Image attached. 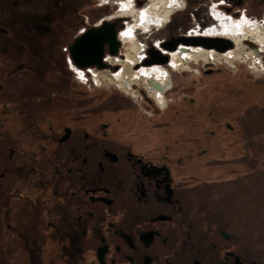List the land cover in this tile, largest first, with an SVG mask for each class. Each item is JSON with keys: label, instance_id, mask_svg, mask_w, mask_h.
<instances>
[{"label": "flooded vegetation", "instance_id": "1", "mask_svg": "<svg viewBox=\"0 0 264 264\" xmlns=\"http://www.w3.org/2000/svg\"><path fill=\"white\" fill-rule=\"evenodd\" d=\"M192 3L124 0L90 24L88 0H0V264H264V0ZM211 8L226 17L195 35L262 67H185L216 52L189 46L145 67L133 27L115 88L72 60L106 21L160 26L168 9L193 16L184 32ZM105 52L95 70L113 76Z\"/></svg>", "mask_w": 264, "mask_h": 264}, {"label": "water", "instance_id": "2", "mask_svg": "<svg viewBox=\"0 0 264 264\" xmlns=\"http://www.w3.org/2000/svg\"><path fill=\"white\" fill-rule=\"evenodd\" d=\"M123 19H116L115 22H104L99 28H92L79 37L71 46V56L74 63L81 68H96L105 70L109 66L105 60V48L111 56H118L121 43L118 40L117 25ZM124 29V25H121ZM180 44L186 46L203 47L223 53L233 47V44L225 39L206 38L199 36L172 38L162 44V48L167 52L176 50ZM169 62V57L163 55L155 48L148 50V58L144 60V66L165 65Z\"/></svg>", "mask_w": 264, "mask_h": 264}, {"label": "rangeland", "instance_id": "3", "mask_svg": "<svg viewBox=\"0 0 264 264\" xmlns=\"http://www.w3.org/2000/svg\"><path fill=\"white\" fill-rule=\"evenodd\" d=\"M120 1H123V0H88V2H89V4H88V6H87V13H88V15H89V17H88V22L90 23V24H99L103 19H108V18H111L112 16H114L115 15V18L118 16V14H120V13H122V11L123 10H121V8H123V7H120L119 6V2ZM193 1V3L191 4V6L193 5H195V1L196 0H192ZM98 2H101V4L103 5V7L101 8H99L96 4H98ZM124 2V1H123ZM147 4V3H146ZM114 6H115V8L116 9H114ZM145 7V6H144ZM144 7H142L141 8V10L142 9H144ZM125 12V11H124ZM139 12V11H138ZM179 11H177L176 13H173L171 16H170V18H171V23L170 24H168V26L167 25H165L163 28H162V30L160 29L159 31H156V34H155V36H154V39H153V41H163V42H165V41H169L170 39H172V38H179V37H181L182 35H186V34H188L187 32L189 31V30H192V29H195L196 30V28L199 26L200 28L201 27H208V25H210V23H212V22H214L215 23V20L213 19V17H212V15H210V14H208L207 16L205 15V11H202V13H203V18H204V22H202L201 20H200V22L199 21H195L194 23H195V26H190V28L187 30V31H182V29H183V27L185 26V21L186 20H188V19H192V21H193V16H191V15H189V13L188 12H184V13H182L181 14V12H179ZM201 12V11H200ZM210 12H211V9H210ZM126 13H127V11H126ZM140 13V12H139ZM205 15V16H204ZM225 16V15H224ZM186 17V18H185ZM226 17V16H225ZM200 18L202 19V17L200 16ZM205 18H206V20H205ZM184 19V20H183ZM131 20H133V19H129V20H124L123 21V23L126 25V23L128 22V23H130V24H128V28H130V27H132V26H136V21H137V17L133 20V23L131 24ZM192 21H190V22H192ZM115 22V21H114ZM189 21H187L186 23H188ZM199 22V23H198ZM113 23V22H112ZM124 25V26H125ZM198 25V26H197ZM167 26V27H166ZM126 28V27H125ZM124 28V29H125ZM124 29H122V31H121V33L123 32V30ZM185 29V28H184ZM153 31V33H154V30H152ZM143 31L142 30H140L139 31V34H142L143 35ZM145 37V36H144ZM140 41L142 42L143 40H142V38L140 39ZM154 42V43H155ZM146 43V42H145ZM154 43H152V46H153V44ZM128 44L129 45H125V46H123V45H121V48H120V53H119V56H120V58L122 59V60H125V58L123 57V56H125V54H126V52H128V49L126 50V48H127V46H129V47H133L134 45H136L134 42L132 43L131 42V44L128 42ZM143 45V44H142ZM249 47V46H248ZM250 48V47H249ZM128 53H130V52H128ZM248 53H250V50H247L246 51V53H245V55L243 56V58H241V59H237V60H233V61H231V62H227V61H221L222 63H213V64H211V63H208V62H206V60H208V58L207 57H204L203 58V60H199V62H192V63H190V62H188V61H183L182 62V65H184L185 67H189V66H191V65H195V64H197V65H199L198 67H202V68H204V67H209V66H213V67H221V66H226V67H229V66H236L237 68L238 67H243V68H245V69H247V67L246 66H248L249 68H253V69H255V61L256 60H259V58H260V56H257V54L255 55H253L252 57H250V55L248 54ZM120 54H123V56L122 55H120ZM131 56V54H129V57ZM225 58H229V56H224ZM231 60H232V58H230ZM222 60H224V59H222ZM105 61V60H104ZM130 64L128 63V65H127V67L129 66ZM122 68H124L123 66L121 67V68H119V70H117V73L118 72H120L121 70H122ZM92 69H94V68H92ZM96 69V68H95ZM129 68H127V69H125V71H124V74L125 73H129V72H131V71H127ZM257 69H258V66H257ZM232 70V69H231ZM113 71V70H112ZM252 72V71H251ZM112 73H116V72H112ZM182 73V72H181ZM253 73V72H252ZM127 74H125V76L127 75ZM111 75H113V74H111ZM120 75H121V73H120ZM254 75H256V74H254ZM98 77H102L106 82H104V81H101L100 79H99V81H100V83H102L103 84V86L105 85V86H107V87H110V88H115V86L113 85V84H111L112 82L113 83H117L116 81H115V77H113V76H109L108 74H106V73H99L98 75H97ZM176 76H180L179 74H176V73H173V78L174 77H176ZM119 79V78H118ZM181 79V78H180ZM125 81L126 82H128L129 81V79L127 80V79H125ZM138 81V80H137ZM180 81H182V80H180ZM140 82V81H139ZM119 83V82H118ZM120 84V83H119ZM144 87H145V85H144ZM263 198H264V195H263Z\"/></svg>", "mask_w": 264, "mask_h": 264}, {"label": "bare ground", "instance_id": "4", "mask_svg": "<svg viewBox=\"0 0 264 264\" xmlns=\"http://www.w3.org/2000/svg\"><path fill=\"white\" fill-rule=\"evenodd\" d=\"M124 1V0H123ZM123 1H121V2H123ZM132 2H133V0H132ZM182 6H184V3L182 4ZM183 9V7L182 8H180L179 9V11L180 10H182ZM212 9H214V8H212ZM136 11H138L137 9H135ZM215 11H213L212 13H211V15L212 16H214V15H219L220 17H224L223 15H222V13L221 12H219L218 10L216 11V9H214ZM139 11H141V10H139ZM165 15H167L169 18H168V22H169V19H170V16L172 15L171 14V12H170V10H168V9H166L165 10ZM126 20H128V19H133V17H128V16H126V17H124ZM214 19V18H213ZM134 20V19H133ZM133 20H131V24L133 23ZM230 22H233V21H236V20H232V19H230L229 20ZM107 22V21H106ZM167 22V23H168ZM152 23V22H151ZM167 23H165L164 25H160V26H155L154 24H150V25H148V26H146L147 25V23H145V22H143V23H141L143 26H146V28H143V27H140V26H132L133 28H134V30H133V32H132V36L136 39V40H138V45H139V47H140V54L138 55V57L140 58L139 59V65L140 64H142V62H144V60H146V59H144V60H142L143 59V48H142V46H141V41H140V39L142 38L143 40H145V37H144V33H146L145 35L147 36L148 35V32L149 31H152V30H154L155 32L156 31H159L158 30V28H160V27H164L165 25H167ZM263 26H264V24H262ZM125 29L123 30V32L120 34V35H118V40H119V42L121 43V45H123V46H125V45H128V41H126L125 40V31L128 29V22L126 23V25H125ZM161 28V29H162ZM203 29L204 28H198V30H195V29H193L188 35H191V36H198V35H195V31H197V33H202V31H203ZM140 30H142L144 33H143V35L142 34H139V31ZM119 34V33H118ZM128 37V36H127ZM126 37V38H127ZM200 37H202V36H200ZM206 38H212V37H206ZM217 38H219V37H217ZM220 39H225V38H220ZM135 40V41H136ZM225 40H228V41H230L232 44H233V42L231 41V40H229V39H225ZM158 42H160V49L162 48V43H163V41H157V44H159ZM237 42L239 43L240 41H239V39H237ZM180 45H184V44H180ZM179 45V47L176 49V50H178L179 49V51H182V50H186L187 49V47H186V45H184V46H180ZM189 47H194V46H189ZM199 48H203V47H200V46H198ZM233 47H234V44H233ZM233 47L231 48V49H229V50H227V51H225V52H223V53H221V54H224V53H226V52H228V51H230V50H232L233 49ZM152 48H154V47H152ZM128 49V46H127V48H126V50ZM203 49H205V48H203ZM176 50H174V51H176ZM205 50H209V49H205ZM174 51H172V52H174ZM215 51V50H214ZM210 52H213V51H210ZM214 53V55H211L210 56V58L208 59V60H206V62H208V63H211V64H213V63H222L221 61H227V60H225L224 58V60H222V59H218L217 57H216V54H217V51L216 52H213ZM218 54H220V52H218ZM168 55H169V57H170V59H169V61H170V63H171V52H169L168 53ZM205 55L206 54H201L200 56H196V58H198V57H205ZM111 56V55H110ZM112 57H115V60H120V62L118 63V65L120 66V67H122L123 66V62L126 60V54H125V60H122L120 57H119V55L118 56H112ZM195 58V59H196ZM155 65H158V64H155ZM155 65H151V66H155ZM171 64H169V66H170ZM135 66H138L137 64H135L134 66H133V70H134V67ZM151 66H145V67H151ZM257 66H258V68L259 67H262V62H261V60H256L255 61V71L257 70ZM160 67H162L163 68V66H160ZM91 69V68H90ZM108 69V68H107ZM123 69V68H122ZM141 69V68H140ZM139 69V70H140ZM165 69V68H164ZM92 71L91 72H89L90 74H92V76H93V78L96 80V81H99V79L101 80V81H104V82H106L102 77H98L97 75L99 74V73H97V70H95V69H91ZM106 70V69H105ZM139 70H137V71H139ZM99 71H103V70H99ZM122 71V70H121ZM121 71L119 72V74H117V75H113V77H115V81L117 82V83H115V84H119L118 82H119V80H118V78L117 77H119V75H120V73H121ZM93 72H95L96 74L94 75V73ZM129 74V73H128ZM100 82V81H99ZM155 86H157V85H155ZM147 87V86H146ZM158 87V86H157ZM149 92H150V89H148V88H146ZM151 93V92H150ZM157 96H159V95H157Z\"/></svg>", "mask_w": 264, "mask_h": 264}, {"label": "built area", "instance_id": "5", "mask_svg": "<svg viewBox=\"0 0 264 264\" xmlns=\"http://www.w3.org/2000/svg\"><path fill=\"white\" fill-rule=\"evenodd\" d=\"M213 11H215L214 9H212L211 8V13L213 12ZM162 27H160V28H158V30L159 29H161ZM198 28L199 27H197L196 28V30H198ZM193 30V29H192ZM192 30H190L189 31V33L192 31ZM155 32V31H154ZM153 33V31H149L148 32V35L146 36L145 34L146 33H144V36H145V40H143L142 42H141V46H142V48H143V59L142 60H144V59H147L148 58V54H147V51H148V45H147V41H146V39H147V37L150 35V34H152ZM188 33V34H189ZM121 34V32L118 34V35H120ZM194 36V35H193ZM189 37H192L191 35H189ZM158 41V40H157ZM157 41L153 44V46H154V48H156L157 50H159L162 54H168L169 52H166V51H164L162 48L160 49L159 47H160V42H158L159 44H157ZM146 42V43H145ZM143 44V45H142ZM120 53V52H119ZM120 55H122L123 56V54H120ZM120 57V56H119ZM124 58H125V56H123ZM169 64H170V62H169ZM142 65H143V62H142ZM159 66H163V65H159ZM92 69V68H91ZM91 69H88V71L89 72H91L92 70ZM95 69V68H94ZM166 72V71H165ZM117 74H119V72L117 73H115V74H113V75H117ZM91 76H92V74H91ZM92 78H93V76H92ZM94 79V78H93Z\"/></svg>", "mask_w": 264, "mask_h": 264}, {"label": "trees", "instance_id": "6", "mask_svg": "<svg viewBox=\"0 0 264 264\" xmlns=\"http://www.w3.org/2000/svg\"><path fill=\"white\" fill-rule=\"evenodd\" d=\"M88 4H89V2H88Z\"/></svg>", "mask_w": 264, "mask_h": 264}]
</instances>
